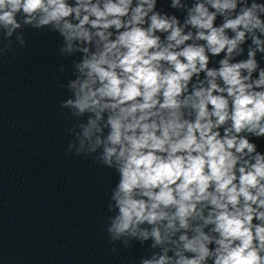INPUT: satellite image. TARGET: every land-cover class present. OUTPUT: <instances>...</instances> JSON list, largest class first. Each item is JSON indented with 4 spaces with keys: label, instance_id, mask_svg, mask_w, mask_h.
Masks as SVG:
<instances>
[{
    "label": "clouds",
    "instance_id": "clouds-1",
    "mask_svg": "<svg viewBox=\"0 0 264 264\" xmlns=\"http://www.w3.org/2000/svg\"><path fill=\"white\" fill-rule=\"evenodd\" d=\"M169 8L0 0V56L59 35L69 151L116 173L106 231L139 264H264V0Z\"/></svg>",
    "mask_w": 264,
    "mask_h": 264
},
{
    "label": "water",
    "instance_id": "water-1",
    "mask_svg": "<svg viewBox=\"0 0 264 264\" xmlns=\"http://www.w3.org/2000/svg\"><path fill=\"white\" fill-rule=\"evenodd\" d=\"M18 35L0 56V264H139L147 246L125 249L106 231L116 173L69 151L74 120L61 102L72 67L61 38L29 29L21 48Z\"/></svg>",
    "mask_w": 264,
    "mask_h": 264
}]
</instances>
